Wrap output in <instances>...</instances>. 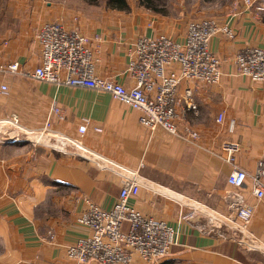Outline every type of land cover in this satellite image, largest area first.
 <instances>
[{
	"label": "crops",
	"instance_id": "crops-1",
	"mask_svg": "<svg viewBox=\"0 0 264 264\" xmlns=\"http://www.w3.org/2000/svg\"><path fill=\"white\" fill-rule=\"evenodd\" d=\"M250 1L249 7L238 1L231 15L214 18L234 33L233 39L219 34L212 40L222 73L218 84L186 82L178 89L179 96L186 87L193 94L195 108L179 106L182 122L199 134V140L188 144L161 129L144 128L139 112L108 93L0 75V121L15 116L30 133L62 134L91 154L60 152L46 143L0 142V264H76L64 250L89 235L77 222L86 201L108 210L120 191L118 176L95 160L137 171L141 190L129 204L143 216L176 228V243L162 264H264V197H253L250 181L242 195L253 208L248 231L256 250L238 244L228 229L220 230L226 236L222 238L179 223V214L188 210L164 196L199 205L222 221L230 214L226 197L233 188L227 184L232 167L224 161L221 144L240 143L235 165L247 173L264 160V88L239 75L234 63L239 50L264 48V12L256 10L264 0ZM62 2L12 0L6 7L9 16L0 10V62H18L32 72L40 57L35 32L43 24L58 23L89 38L97 77L129 87L133 80L124 72L126 54L136 39L162 34L181 41L188 23L115 7L101 15H83ZM54 106L60 112L53 113ZM230 122L235 124L232 132ZM133 264L149 263L136 258Z\"/></svg>",
	"mask_w": 264,
	"mask_h": 264
},
{
	"label": "built area",
	"instance_id": "built-area-1",
	"mask_svg": "<svg viewBox=\"0 0 264 264\" xmlns=\"http://www.w3.org/2000/svg\"><path fill=\"white\" fill-rule=\"evenodd\" d=\"M235 1H241L248 7L252 4L250 0ZM256 7V10L264 12V4ZM219 34L227 39H233L234 36L228 25L222 26L209 18L187 23L181 41L162 34L137 38L126 54L128 61L124 72L132 78L133 83L125 87L95 75L96 60L90 40L77 28L65 29L58 23H46L34 34V41L40 47L38 66L32 72H26L18 62H0V75L108 93L120 104L139 112L138 121L144 128L151 132L161 129L168 136L188 144L199 140V134L182 122L179 106L183 104L186 108H195L193 94L186 87L183 95L179 96L178 89L186 82L207 86L218 84L222 76L220 60L213 54L211 44ZM234 63L239 75L264 88V48H243L235 54ZM51 111L60 112L57 106L52 107ZM222 121L223 114L219 113L216 122L220 124ZM234 126V122L229 123L230 132ZM84 132L85 126H81L79 133ZM25 141L32 144L46 143L60 152L78 150L84 155H91L80 142L62 134L45 131L41 134L30 133L19 126L15 116L0 121V142ZM240 150L241 145L237 141L223 142L220 146L224 161L232 167L227 184L233 191L226 197L231 215L224 219L232 225L230 228L235 234L241 235V238H237L238 244L248 250H256L255 237L248 231L253 208L245 202L242 191L246 182L250 181L253 197H264V184L261 181L264 178V160L256 164L253 173H247L235 165ZM95 162L99 168L108 167L118 176L120 191L108 210L86 201V209L79 215L77 222L90 231L89 235L67 246L65 257L76 264H133L136 258L149 264H162L176 243V228L164 221L143 216L129 204L130 200L139 196L141 190V176L137 171L98 160ZM164 196L175 199L189 210L179 214V223L192 224L203 234L226 237L220 231L225 222L223 218L222 221L217 220L207 209L183 202L180 197L168 193ZM189 203L190 206L187 205ZM197 219H204L206 223L196 224ZM125 225L127 228H124Z\"/></svg>",
	"mask_w": 264,
	"mask_h": 264
},
{
	"label": "rangeland",
	"instance_id": "rangeland-1",
	"mask_svg": "<svg viewBox=\"0 0 264 264\" xmlns=\"http://www.w3.org/2000/svg\"><path fill=\"white\" fill-rule=\"evenodd\" d=\"M12 0H0V10L4 11L5 16H9V9L7 5ZM16 1V0H14ZM21 1V0H18ZM63 1L68 8L77 13L86 15L87 13L109 12L113 7L124 3L125 9L128 11L142 10L147 12L149 16L157 15L159 17L169 18L177 25L184 24V22L197 21L200 19H214L231 15L235 11V0H54ZM5 22H8L5 21ZM3 25V20L0 22ZM187 203V202H186ZM190 206L191 204H187ZM187 209V208H186ZM188 210V209H187ZM189 211V210H188ZM231 214L227 215L230 216ZM202 224L206 220L199 219ZM224 223L221 229H228L236 238H241V235L235 234L230 228L232 226L228 220L223 218ZM220 229V230H221Z\"/></svg>",
	"mask_w": 264,
	"mask_h": 264
},
{
	"label": "trees",
	"instance_id": "trees-1",
	"mask_svg": "<svg viewBox=\"0 0 264 264\" xmlns=\"http://www.w3.org/2000/svg\"><path fill=\"white\" fill-rule=\"evenodd\" d=\"M115 8H125V6H124V3L122 2L121 4H119V6H117V7H115Z\"/></svg>",
	"mask_w": 264,
	"mask_h": 264
},
{
	"label": "bare ground",
	"instance_id": "bare-ground-1",
	"mask_svg": "<svg viewBox=\"0 0 264 264\" xmlns=\"http://www.w3.org/2000/svg\"><path fill=\"white\" fill-rule=\"evenodd\" d=\"M257 248H258V246H257Z\"/></svg>",
	"mask_w": 264,
	"mask_h": 264
}]
</instances>
